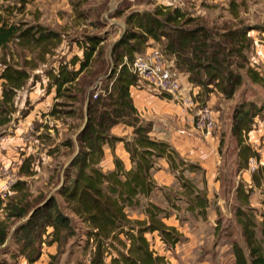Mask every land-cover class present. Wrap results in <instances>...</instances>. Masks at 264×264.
I'll return each mask as SVG.
<instances>
[{
    "label": "trees",
    "instance_id": "obj_1",
    "mask_svg": "<svg viewBox=\"0 0 264 264\" xmlns=\"http://www.w3.org/2000/svg\"><path fill=\"white\" fill-rule=\"evenodd\" d=\"M120 10L115 17L124 16L122 5ZM5 12L8 16L0 15V50L6 51L15 43L39 53L35 63L32 59L25 64L6 57L0 59V128L3 129L14 120L15 100L31 80L30 71L37 69L41 61L46 62L45 57L63 42L58 32L42 26L9 22L11 8ZM124 21L126 30L113 44L104 45L108 32L87 35L78 41L84 45L83 58L77 55L70 60H59L45 72L48 88L55 89V99L72 98L71 105L75 106L64 113L83 123L81 127L76 125L79 130L74 133L78 144L76 155L72 136L61 144L70 152L72 161L65 170L66 179L58 194L72 216L64 212L55 196L41 194L32 198L29 192L23 193L25 182L18 180L9 192H16V196H10L12 199L6 203L0 196V206L7 212L6 220L0 222V249L8 247L11 237L16 244V252L10 251L14 259L23 257L28 264H35L42 260L46 249L56 246L50 258L57 261V245L77 235V219L85 227L82 249L88 253L89 264H163L165 258L154 251L148 235L157 233L163 243L173 247L181 242L183 234L167 224L171 216L168 209L152 201L156 192L170 190L159 186L154 178L161 162H166L178 179L182 191L179 197L186 199L187 211L202 218L207 216L206 188L199 190L185 175L186 172L204 175V170L182 158L170 143L151 137L153 123L140 118L132 97V89L140 86V81L130 65L137 56L153 48V43L159 45L165 40L159 46L162 54L173 60L180 73L187 74L190 84L202 89V95L207 98L216 92L231 100L242 85V69L253 82L264 86V76L251 67L247 54L253 45L249 34L260 27L244 24L221 29L209 27L180 8L169 6L132 11ZM102 75L103 88L94 98L95 93L90 90ZM63 106L58 101L50 114L56 116L58 107ZM257 118L264 121V104L258 106L251 101L234 109L232 133L237 141L241 169L248 167L250 158L259 157L249 143ZM120 125L130 129L132 136L113 134V129ZM119 145L128 154L131 168L116 156ZM109 149L114 169L105 170L102 165ZM32 173V161L25 159L20 174ZM252 182V187H264V166L252 173ZM250 189L241 182L236 190L240 204L236 216L246 247L233 243L235 264H264V214L263 220L258 221L249 208ZM165 193L168 207L179 210L181 207L172 202L170 193ZM16 221L22 222L12 232Z\"/></svg>",
    "mask_w": 264,
    "mask_h": 264
},
{
    "label": "rangeland",
    "instance_id": "obj_2",
    "mask_svg": "<svg viewBox=\"0 0 264 264\" xmlns=\"http://www.w3.org/2000/svg\"><path fill=\"white\" fill-rule=\"evenodd\" d=\"M121 5L125 12L124 16L115 17ZM157 6L180 8L188 16L196 18L199 23L209 27L221 29L244 24L253 28L255 26L262 28L255 27L256 29L251 31L253 45L247 54L251 67L264 76V0H0L1 16H8L5 10L11 8L12 16L9 17V22L42 26L58 32L63 41L59 48L52 50L45 57L46 62L41 61L37 69L30 71L31 80L17 94L15 100L17 112L13 114V122L6 129L0 128V181L9 179L16 183L22 180L25 182L23 193L29 192L32 198L41 194L47 197L55 196L59 199L64 212L72 216L58 194L59 187L66 179L65 170L72 161L70 152H67L61 144L72 136L76 155L78 144L77 135L74 133L79 130L77 126L81 127L83 123L64 113L75 106L71 105L72 98L65 96L59 100L55 99V89L48 88L49 81L45 72L59 60H70L77 55L83 58L81 49L84 45L78 41L83 40L85 36L96 32L103 35L108 32L104 45L113 44L125 32L124 20L130 12L150 11ZM165 43L164 40L159 45L153 44L154 47L160 48ZM9 47L6 51L0 50V59L6 57L19 64H25L32 59L35 63L34 59L39 53V50L30 52L16 46L15 43L10 44ZM240 72L243 82L235 96L227 100L221 94V101L217 102V106H213L214 112H219L218 128L213 133L215 138L213 143L216 145L215 162L218 165L210 176L206 218L187 211L186 199L179 197L182 191L177 178L169 187V191H158L152 197L154 203L168 209L171 216L166 220L167 224L175 225L183 234L181 242L173 247L163 243L157 233L148 235L154 251L165 258L163 264H235L233 243L237 242L241 247H246L242 227L236 216L240 207L236 190L241 182L246 184V188H252L249 208L258 221L263 220L261 215L264 214V187L260 189L252 187L250 168H239L238 145L232 133V125L233 112L238 104L251 101L258 106L264 104V86L253 82L246 70L242 69ZM178 73L181 76L183 72L178 71ZM183 75L185 76V73ZM103 78L102 75L96 81L95 86L90 90L91 93L97 91L96 86L99 83L103 88ZM1 92L0 86V94ZM164 96L166 95L161 94V97ZM199 96L196 97L199 103H206L205 101L210 97L206 98L202 94ZM58 101L63 102L65 106L58 107L59 112L56 116H52L50 113ZM225 104L227 105L224 106ZM116 129H113V134L117 136L126 138L132 136L125 126L117 129L119 134L114 133ZM254 131L258 139L254 136L256 140L252 134L253 143L250 141L251 137L249 143L260 155L259 165L264 166V121L260 118L256 119ZM205 157L206 153L201 154L199 158L202 160ZM25 159L32 161V175L20 174ZM102 166L106 168L105 163ZM210 170L213 171V168ZM185 175L193 180L199 190L204 189L205 184L200 173L186 172ZM1 184L0 182V186ZM165 192H169L172 202L181 207L179 210L168 207ZM16 194L12 191L2 198L6 203L10 196ZM6 214L7 212L0 206V222L6 220ZM134 216L138 217L137 214ZM75 220L77 235L69 240L63 239L59 246L57 245L58 260L54 261L50 258L48 261L36 264H89L88 253L82 249L85 240L82 233L85 227L77 219ZM21 222H14L12 232ZM7 246L4 250L0 249V264H28L23 257L12 258L10 251L16 252V244L11 237Z\"/></svg>",
    "mask_w": 264,
    "mask_h": 264
},
{
    "label": "crops",
    "instance_id": "obj_3",
    "mask_svg": "<svg viewBox=\"0 0 264 264\" xmlns=\"http://www.w3.org/2000/svg\"><path fill=\"white\" fill-rule=\"evenodd\" d=\"M251 35L252 34L250 32V37ZM180 81L182 86L181 92L184 96L197 97L202 93V89L200 87L193 86L188 82L186 74L185 76L183 73L181 74ZM220 96L221 94L213 93L209 99H207L206 103H208L213 109V106H217V102L221 101ZM132 97L140 118L145 122L149 121L153 123L151 137L156 140L170 143L182 158L202 167L204 175L203 173L200 174L202 175L203 184H205L204 188H206L207 193L209 184H211L210 176L213 175L214 170H216L218 165V163L216 164L215 162L216 145L213 143V141L215 142V138L213 136L214 132L208 136L198 132L192 123L193 112H190L189 110L186 111V109H184L180 104L175 103V101L167 97V95L161 97L159 92L149 88L143 82L140 83V86L132 89ZM221 105L223 106V104ZM226 105L227 104L224 106ZM214 113L219 124V112ZM120 127L124 128L123 125H120L114 129H119ZM117 129L114 133L119 134ZM128 131L131 133L130 129ZM255 133L256 132L252 133L253 137L255 136ZM255 137L257 138V136ZM250 141L253 143L252 137ZM205 153L206 157L201 160V158H199L200 155ZM116 156L121 158L128 168H131L128 154L125 152L122 145L117 146ZM104 163L106 164L105 170L114 169V158L110 149L106 150ZM212 168L213 171L210 170ZM154 178L159 186L166 187H171L176 180L175 175L169 170L166 162L160 163V169L154 173ZM45 251L48 253L46 252V254L42 257V260L39 262L50 260V255L56 252V246L49 248L48 250L46 249Z\"/></svg>",
    "mask_w": 264,
    "mask_h": 264
},
{
    "label": "built area",
    "instance_id": "obj_4",
    "mask_svg": "<svg viewBox=\"0 0 264 264\" xmlns=\"http://www.w3.org/2000/svg\"><path fill=\"white\" fill-rule=\"evenodd\" d=\"M131 72L135 74L140 83H145L149 88L170 96L175 103L180 104L186 111L193 112L192 123L201 134L208 136L218 128V122L212 107L208 103H199L196 96H184L180 75L173 61L165 58L159 48L153 47L144 55L137 56L130 65ZM100 83L96 86L94 98H97ZM259 155V154H258ZM260 156V155H259ZM259 157H252L248 167L254 173L259 167ZM0 196L4 197L11 191L13 181H1Z\"/></svg>",
    "mask_w": 264,
    "mask_h": 264
}]
</instances>
